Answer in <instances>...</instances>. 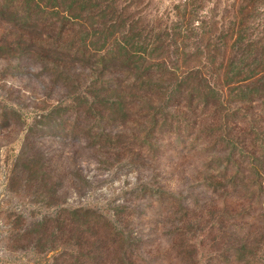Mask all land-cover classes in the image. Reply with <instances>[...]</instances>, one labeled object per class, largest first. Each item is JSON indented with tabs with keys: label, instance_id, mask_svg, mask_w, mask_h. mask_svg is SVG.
I'll use <instances>...</instances> for the list:
<instances>
[{
	"label": "trees",
	"instance_id": "16d2710c",
	"mask_svg": "<svg viewBox=\"0 0 264 264\" xmlns=\"http://www.w3.org/2000/svg\"><path fill=\"white\" fill-rule=\"evenodd\" d=\"M5 56L40 64L52 87L73 88L71 131L62 134L83 136V150L107 148L99 131L117 121L124 137L141 140L184 124L211 136L247 125L236 139L243 155L259 152L246 140L264 149V0H0ZM92 213L63 208L8 238L49 246L53 264H102L112 250L134 264L140 240ZM119 214L135 217L124 208L116 222Z\"/></svg>",
	"mask_w": 264,
	"mask_h": 264
},
{
	"label": "rangeland",
	"instance_id": "374dc122",
	"mask_svg": "<svg viewBox=\"0 0 264 264\" xmlns=\"http://www.w3.org/2000/svg\"><path fill=\"white\" fill-rule=\"evenodd\" d=\"M46 72L0 59V264H53L49 246L8 237L63 208L110 217L140 240L134 264H264V149L246 140L259 152L243 155L236 139L247 125L211 136L184 124L141 140L117 121L99 131L107 148L83 150V136L62 134L73 88L52 87ZM124 208L135 217L116 222ZM107 254L102 264L124 263L119 251Z\"/></svg>",
	"mask_w": 264,
	"mask_h": 264
}]
</instances>
